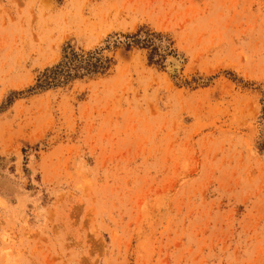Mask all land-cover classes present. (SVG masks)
Instances as JSON below:
<instances>
[{
    "label": "rangeland",
    "instance_id": "374dc122",
    "mask_svg": "<svg viewBox=\"0 0 264 264\" xmlns=\"http://www.w3.org/2000/svg\"><path fill=\"white\" fill-rule=\"evenodd\" d=\"M108 72L0 107V264H264V0H0V105L139 26Z\"/></svg>",
    "mask_w": 264,
    "mask_h": 264
},
{
    "label": "trees",
    "instance_id": "16d2710c",
    "mask_svg": "<svg viewBox=\"0 0 264 264\" xmlns=\"http://www.w3.org/2000/svg\"><path fill=\"white\" fill-rule=\"evenodd\" d=\"M104 42V45L88 49L76 48L66 43L59 60L38 70L34 82L24 91H10L0 107L10 103L16 94L22 92L33 94L52 87L65 86L75 79L94 77L108 72L115 58L107 50L115 49L120 45L127 49L132 47L146 49L148 63L160 68L165 66L167 55L175 52L170 35L144 25L134 31L111 34Z\"/></svg>",
    "mask_w": 264,
    "mask_h": 264
}]
</instances>
